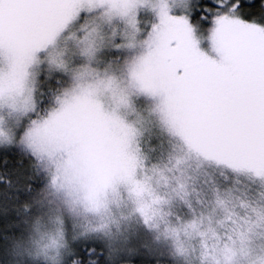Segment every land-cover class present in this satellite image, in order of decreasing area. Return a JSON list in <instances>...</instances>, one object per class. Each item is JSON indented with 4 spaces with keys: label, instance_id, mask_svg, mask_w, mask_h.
Returning <instances> with one entry per match:
<instances>
[{
    "label": "snow or ice",
    "instance_id": "1",
    "mask_svg": "<svg viewBox=\"0 0 264 264\" xmlns=\"http://www.w3.org/2000/svg\"><path fill=\"white\" fill-rule=\"evenodd\" d=\"M254 6L0 0L4 264H264Z\"/></svg>",
    "mask_w": 264,
    "mask_h": 264
},
{
    "label": "trees",
    "instance_id": "2",
    "mask_svg": "<svg viewBox=\"0 0 264 264\" xmlns=\"http://www.w3.org/2000/svg\"><path fill=\"white\" fill-rule=\"evenodd\" d=\"M248 3L254 4L251 8L258 15L261 12L262 0H247ZM8 160L7 166L0 163V171L13 173L19 170L17 163L18 157L12 153L0 154V161L3 159ZM27 167V162H25ZM15 180V176H13ZM3 189V185H0V190ZM21 201L8 200L3 196H0V264H4L3 257L6 254V248L10 246L11 239L19 234L21 217L17 213ZM10 259V258H9ZM130 264H154L152 257L144 254H137L130 257Z\"/></svg>",
    "mask_w": 264,
    "mask_h": 264
},
{
    "label": "rangeland",
    "instance_id": "3",
    "mask_svg": "<svg viewBox=\"0 0 264 264\" xmlns=\"http://www.w3.org/2000/svg\"><path fill=\"white\" fill-rule=\"evenodd\" d=\"M245 12L247 13V14H254L255 12L251 9V8H245ZM254 15H256V14H254Z\"/></svg>",
    "mask_w": 264,
    "mask_h": 264
}]
</instances>
